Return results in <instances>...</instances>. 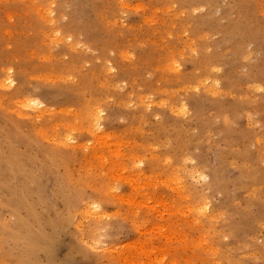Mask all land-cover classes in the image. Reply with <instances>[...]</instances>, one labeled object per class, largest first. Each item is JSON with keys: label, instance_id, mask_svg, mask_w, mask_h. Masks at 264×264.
Here are the masks:
<instances>
[{"label": "rangeland", "instance_id": "374dc122", "mask_svg": "<svg viewBox=\"0 0 264 264\" xmlns=\"http://www.w3.org/2000/svg\"><path fill=\"white\" fill-rule=\"evenodd\" d=\"M0 264H264V0H0Z\"/></svg>", "mask_w": 264, "mask_h": 264}, {"label": "bare ground", "instance_id": "6f19581e", "mask_svg": "<svg viewBox=\"0 0 264 264\" xmlns=\"http://www.w3.org/2000/svg\"><path fill=\"white\" fill-rule=\"evenodd\" d=\"M8 78V77H7ZM10 78V77H9ZM98 206V205H97ZM97 208V207H96Z\"/></svg>", "mask_w": 264, "mask_h": 264}]
</instances>
